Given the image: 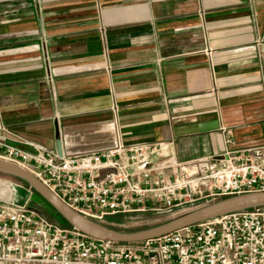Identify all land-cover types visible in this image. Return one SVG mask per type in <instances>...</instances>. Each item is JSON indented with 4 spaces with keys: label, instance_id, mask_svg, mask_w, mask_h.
<instances>
[{
    "label": "crops",
    "instance_id": "obj_1",
    "mask_svg": "<svg viewBox=\"0 0 264 264\" xmlns=\"http://www.w3.org/2000/svg\"><path fill=\"white\" fill-rule=\"evenodd\" d=\"M0 139L209 165L264 146V0H0Z\"/></svg>",
    "mask_w": 264,
    "mask_h": 264
},
{
    "label": "built area",
    "instance_id": "obj_2",
    "mask_svg": "<svg viewBox=\"0 0 264 264\" xmlns=\"http://www.w3.org/2000/svg\"><path fill=\"white\" fill-rule=\"evenodd\" d=\"M0 158L23 167L97 224L107 216L162 212L264 191V146L226 152L215 165L179 162L172 142H139L59 155L0 139ZM0 264H264V206L238 210L137 242L100 240L43 214L0 180ZM34 203L35 206L29 205Z\"/></svg>",
    "mask_w": 264,
    "mask_h": 264
},
{
    "label": "water",
    "instance_id": "obj_3",
    "mask_svg": "<svg viewBox=\"0 0 264 264\" xmlns=\"http://www.w3.org/2000/svg\"><path fill=\"white\" fill-rule=\"evenodd\" d=\"M58 154L62 155L60 146ZM0 170L9 172L26 182L37 194L49 203L70 226L90 237L115 242H137L162 236L176 229L193 225L230 212L264 206V191H251L221 198L165 223L137 231H116L83 217L65 204L51 189L37 177L16 163L0 158Z\"/></svg>",
    "mask_w": 264,
    "mask_h": 264
},
{
    "label": "rangeland",
    "instance_id": "obj_4",
    "mask_svg": "<svg viewBox=\"0 0 264 264\" xmlns=\"http://www.w3.org/2000/svg\"><path fill=\"white\" fill-rule=\"evenodd\" d=\"M20 178L16 177L15 175L6 172V171H1L0 170V180L5 181L7 183H15L17 186L15 187V195L16 198L18 199L19 202L24 203L28 198H32L31 201H35V196L31 195V191L24 186V183L19 180ZM1 191H8V189L5 186L0 185V192ZM21 191H26L27 195L22 193ZM219 200L218 198L216 199H209V200H202L198 201L197 203L193 205H184L179 208H174L169 211H162V212H142V213H126V214H115V215H110L105 218L104 221L100 222L99 224L108 228H111L116 231H123V232H129V231H137V230H142L146 228H150L153 226L160 225L162 223H165L169 220H172L176 217H179L181 215H184L188 212H191L195 209H198L200 207H203L207 204H210L212 202H215ZM37 203V207L40 209V211L45 214L44 210L52 212L55 217H49V213H46L47 217L51 218L54 221L63 222L64 224L65 221L61 218V216L58 213H54L53 210L48 207L44 206L41 203L35 201ZM29 205L35 206L34 203L30 202ZM59 219V220H58ZM61 225V224H60ZM64 228H70L72 226H63Z\"/></svg>",
    "mask_w": 264,
    "mask_h": 264
},
{
    "label": "trees",
    "instance_id": "obj_5",
    "mask_svg": "<svg viewBox=\"0 0 264 264\" xmlns=\"http://www.w3.org/2000/svg\"><path fill=\"white\" fill-rule=\"evenodd\" d=\"M19 180H21V179H19ZM23 183H24V186L25 187H27L30 191H31V195H33V196H35L36 195V197H35V201H37V202H39V203H41L42 205H44V206H48V207H50L52 210H53V212L54 213H58L49 203H47L39 194H37L26 182H24L23 180H21ZM22 193H24L25 195H27V192L25 191H21ZM32 199V198H31ZM33 201V200H32ZM35 201H33V202H35ZM36 203V202H35ZM44 212H45V214L46 213H49V217L51 216V217H55L53 214H51L52 212H50V211H46V210H44ZM59 214V213H58ZM46 215H48V214H46ZM60 215V214H59ZM61 216V215H60ZM61 218L65 221V223L66 224H64L63 222H61V220H59V223L61 224V225H63V226H65V225H67V226H69V223L61 216Z\"/></svg>",
    "mask_w": 264,
    "mask_h": 264
}]
</instances>
